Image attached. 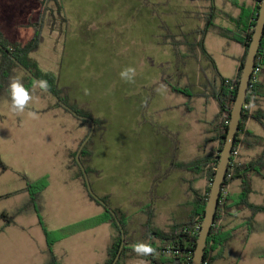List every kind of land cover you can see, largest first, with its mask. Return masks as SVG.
<instances>
[{"label":"rangeland","instance_id":"1","mask_svg":"<svg viewBox=\"0 0 264 264\" xmlns=\"http://www.w3.org/2000/svg\"><path fill=\"white\" fill-rule=\"evenodd\" d=\"M59 1L65 9L67 25L63 29L46 27L34 57L42 70L59 77V85L72 104L102 120V130L94 132L92 142L86 145L93 149L88 160L92 171L89 178L99 197L109 195L112 207L119 205L132 216L127 226L129 241L142 242V225L147 220L142 206L151 204L157 215L155 225L166 230L169 223L184 222L193 212L195 199L189 187L206 194L210 186L206 179L197 178L180 166L217 147L216 143H205L209 136L206 131L219 111L217 102L207 96L215 72L202 50L195 47L200 40L198 31L205 27L204 13L209 11V3ZM215 1L219 10L215 25L232 26L228 15L239 12L232 5L234 0ZM39 8L38 0H0L2 33L9 41L29 42L35 34L33 24L38 21ZM204 45L222 77L233 79L242 46L221 37L213 28L207 32ZM126 67L135 68L134 83L121 80L119 73ZM15 74L23 82V72L16 69ZM184 87L198 96L206 95L190 98L177 91ZM34 89L28 110L35 111L39 119L29 118L27 111L22 115L11 112L7 96L0 101V147L1 143H38V151L21 165L23 175L30 182L48 178L49 184L52 179L57 183L64 173L68 149L77 143L82 128L90 126L56 106L39 88ZM249 127L264 137L259 123L251 121ZM260 153V148L243 149L236 157L241 155L243 161H251ZM45 172L52 179L42 176ZM252 188L249 201L264 206V179L254 177ZM235 190L231 191L237 194L239 189ZM21 209L13 213L19 225L32 219H17L23 215L19 214ZM255 222L259 230L243 245L233 241L229 245L230 258L222 264H264V257L257 256L264 252V214H259ZM70 226L50 230L45 227L59 233ZM105 227H93L87 236L75 233L60 240L57 264H105L106 246L114 234L111 225ZM142 261L128 260V264Z\"/></svg>","mask_w":264,"mask_h":264},{"label":"trees","instance_id":"2","mask_svg":"<svg viewBox=\"0 0 264 264\" xmlns=\"http://www.w3.org/2000/svg\"><path fill=\"white\" fill-rule=\"evenodd\" d=\"M201 1L209 3V11L204 13L205 27L198 31L200 40L195 44V47L200 48L206 59L212 63V67L215 72V78H213V83L209 82L207 87V92L208 90L209 92L207 93V96L208 98L216 101L219 108L218 114L216 115L214 121L210 124L211 128L206 132V134L209 136L205 140V143L206 146L216 143L217 147H213L209 152H205L203 155L198 156L189 162L181 163L180 166L187 172L195 175L197 178L206 179L210 186L207 187L206 194L202 193L194 186L189 187L195 199L193 202V212L186 221L180 223L176 222L172 224L168 230L159 229L154 226V213L152 209L153 206L151 204L144 208L145 214L147 216V220L142 227L144 231V237L146 239L145 243H149L153 247L157 248L159 253L157 256L141 257L132 250V245L138 242H131L127 237V226L130 222L129 217L120 209L112 208L117 214L126 235L124 249L117 264H124L128 259L133 257L145 260L150 264L192 263L194 250L196 248L197 239L205 215L208 194L214 179L220 152L225 143V138L231 118V111L234 107V101L237 97L242 66L252 41L254 27L259 17L260 6L262 2V0H247L242 3H240L238 0L232 1V5L240 11V14L237 17L228 15V19L231 21L234 27L227 28L217 26L214 23L216 15L219 11L216 6V1ZM39 2V18L38 21L33 24L35 28L34 37L29 42L24 44L9 41L0 29V43L11 52L13 57H15L22 65L28 68L39 80H46L50 85V90L65 104L74 109L79 115L92 118L96 125L95 132L99 133L102 130V120L94 118L89 112L85 110L83 111L72 104L67 95H65L64 90L59 85V77L51 71L42 70L37 60L33 57V54L39 50L40 45L44 40L43 33L46 27L50 29H57L58 26H60L59 29H63V27L67 25L68 21L63 4L59 0H39ZM211 28L216 29L221 37L238 43L244 48V55L239 61L238 73L233 79L229 80L222 77L216 68L213 58L205 49V37ZM256 66L261 67V76H264V38L257 55ZM16 69L23 72L24 85L31 92H33L35 90L33 88L34 79L25 73L7 52L0 48V101L5 96L9 97L8 84L10 82V78L16 75ZM262 88L263 85L258 82L253 86L252 89H250V94L247 98V105L249 106V109H244V116L241 120L240 131L237 134L234 147V152H240L243 149L249 151L260 148L261 153L257 158L251 161H243L241 155L238 157H235L234 155L232 156L227 173L226 183L221 194L219 208L216 213V221L208 238L205 260L203 264H215L216 260L224 257L226 246L238 238V229H228L227 226L223 224L225 221H234L238 219L244 220L243 226L248 225V238L252 233L259 230L258 224L255 222V218L259 214H264V206L251 203L249 201V197L253 193V178L259 177L264 179V138L248 130L247 121L249 119H253L257 121L264 129V112L260 110H252V108L257 105L258 97L264 96L262 95ZM177 91L183 92L190 98L198 96L187 87ZM41 93L44 96L50 98L56 106L63 108L52 97H50L48 93L44 91H41ZM205 95L206 94H203L198 97H204ZM191 110L189 109L188 111ZM81 121L89 124L90 129L92 128L89 121ZM90 142H92V140ZM76 155L77 153H74L70 168L74 169L79 174V177L82 179L83 185L88 192L84 174L77 163ZM91 155L92 153H90L89 147L86 146L80 156L81 161L85 165L86 171L88 173L92 172L89 166H87V162ZM0 169L3 171L8 169L1 158ZM236 181L240 183V192L237 194L233 193L231 190H228V187ZM48 185V178H43L36 182L29 181L26 191L31 195L32 201L30 207L33 208L38 214L40 224L45 232L52 264H57V258L52 250L54 244L63 238H66L79 231L106 223L111 224L116 230V234L114 235L109 246L108 259L105 263L113 264L122 246V234L111 211L104 208L88 192L89 197L104 208V213L99 217H95L63 229L62 231H59V233L51 232L45 227L43 223L41 217L42 206L40 205V196L42 192L46 190ZM102 199L110 205L108 198L104 197ZM30 207L21 209L19 214L26 212V210ZM245 212L251 213V216L247 218L241 217V214ZM0 219L4 220L6 225L15 223V216L7 213H0ZM260 256L264 257V252H262Z\"/></svg>","mask_w":264,"mask_h":264},{"label":"crops","instance_id":"3","mask_svg":"<svg viewBox=\"0 0 264 264\" xmlns=\"http://www.w3.org/2000/svg\"><path fill=\"white\" fill-rule=\"evenodd\" d=\"M38 3L40 6L39 0ZM239 14L240 11L238 12V15ZM238 15L234 17H237ZM233 27L234 26L232 24V26L227 28H233ZM54 31L55 30L51 31L50 34L53 33ZM243 55H244V48L242 50V53L239 55L237 59L236 75L238 73L239 61L241 60ZM35 59L39 63V60L37 58ZM259 82L261 83V85H263L262 95H264V76L260 75ZM59 84H60V80H59ZM40 98L43 97L40 96ZM252 110L253 111L260 110L264 112V96L258 97L257 105L253 107ZM251 121H255V120L249 119L247 121V129L250 131H252L249 127V123ZM210 128L211 126L208 127V130ZM88 130L90 131L88 127H83L82 134L80 138L77 140V143H73L71 149H68V158L65 160L63 164L64 173H62V177L61 179H59L57 183L53 181L52 175L50 173L45 172L44 174H42V176L48 175L52 179V180L50 179L51 180L50 184L48 185L46 190L42 192L40 196V205L42 206L41 216L43 217L44 225L49 230L58 229L64 226H70V225L73 226L74 224L76 225L84 221L90 220L92 218L99 217L104 213V211L100 209V207H97L98 209L94 207L95 206L94 204H96L97 206L98 204L89 197L88 192L86 191L83 185V181L79 177V174L74 169L70 168L72 157L76 151L78 152L81 146L79 142L87 137L88 135L87 133H89ZM1 145L3 147L2 146L0 147V158L8 169L6 171L0 169V213H7L15 216L16 214L13 213L16 210L20 208L30 207L31 205V201H32L31 195L29 192L26 191L27 184L30 181V179L27 178L25 175H23L24 172L21 165L23 161L29 158L31 153L33 152L36 153L39 147H38V143H1ZM92 150H93L92 148L89 149L90 153H93ZM87 166H89V161L87 162ZM88 174L90 177V175H92V172ZM229 188L232 191H234L235 189H239V191L237 192L239 193L240 183L236 181L232 183L229 186ZM97 195L99 196V194ZM102 196L106 198L109 197L108 199L110 203L111 198L109 195L102 194ZM146 205L142 206L143 213ZM112 208L120 209L123 213H125L129 217V221H130L129 225L131 224L133 218L129 212L124 210V208L119 205H116ZM248 213L249 212H245V216L243 217L245 218L250 217ZM22 214H21L22 216H18L17 219L25 218L27 216H30L32 219L21 225L16 223V216H15V223L11 225H6L5 221L0 219V264H52L48 241L45 232L43 230V227L40 224V219L38 217V214L31 207L28 208L26 212ZM156 216L157 215L154 214V218ZM223 224L226 225L228 229H234V228L238 229V238L234 240V242L238 241V243L241 245H243L245 242H248L249 239L248 225L243 226L244 220H239V219L234 221L228 220L225 221ZM101 225L97 226V229L103 228V225L107 227L111 224L106 223L103 224L102 226ZM171 225L172 222L169 223L168 226L170 227ZM155 227L158 228L156 225ZM169 227L166 230H168ZM112 228L114 227L112 226ZM91 230H92L91 228L90 230L88 229L83 230L82 232L76 233L75 236L81 234H86L85 236H87V232ZM115 234H116V230L114 229V234L110 236V243H108V245L106 246L107 259H108V249ZM129 235L130 234L128 232L127 237H129ZM240 235H243V238H241ZM145 241L146 239L144 237V240L142 242ZM232 243L233 242L229 243L226 246L224 257L216 260L215 264H222V262L230 258L229 245ZM60 244H62V242H57L56 244L53 245L52 250L55 256H56V248ZM257 256L261 257L260 255ZM134 259H140V258L133 257L128 260H134ZM128 260L124 264H128ZM147 264L150 263L147 262Z\"/></svg>","mask_w":264,"mask_h":264},{"label":"water","instance_id":"4","mask_svg":"<svg viewBox=\"0 0 264 264\" xmlns=\"http://www.w3.org/2000/svg\"><path fill=\"white\" fill-rule=\"evenodd\" d=\"M263 38H264V0H262L261 2L259 17L254 27L252 41L250 43L245 61L242 66L237 97L234 101V107L231 111V118H230V122L228 126L227 135L225 138V143L220 152L217 168L214 174V179H213V182L211 184L210 191L208 194V200H207V204L205 208V215L203 218V222L201 225V229L199 232V236L197 239L196 248L194 250V256H193L191 264H203L205 260L208 238L211 233V229L214 226L215 221H216V213L219 208V203H220V198H221V194L223 191V187L226 183L227 173H228L231 159L233 156L236 137L240 131L241 120L244 116V105L247 103V98H248V95L250 94L252 74L256 67L257 55L262 45ZM0 48L4 50L5 52H7L12 57V59L21 67V69L25 73H27L31 78H33L34 80H39L28 68L22 65L15 57H13L11 52L8 51L1 43H0ZM46 93H48L49 96L52 97L57 103H59L63 108L70 111L74 116L78 117L81 120L89 121L91 123V126H92L91 131L89 135L87 136V138L81 144L77 152V155H76V160L84 174V178H85V182H86V186H87L89 194L96 201H98L104 208L111 211L116 223L118 224L120 228V231L122 234V246L120 248V251L116 259L113 262V264H117V262L121 258L124 245L126 242V235H125L124 228L122 224L120 223L119 218L117 214L115 213V211L112 209V207L109 204H107L101 197H99L93 190V187H92V184L89 178V174L86 171V167L82 163L81 158H80L82 151L84 150V148L86 147V145L88 144V142L90 141V139L92 138L95 132V127H96L95 122L90 117L79 115L74 109H72L70 106L65 104L50 89Z\"/></svg>","mask_w":264,"mask_h":264},{"label":"clouds","instance_id":"5","mask_svg":"<svg viewBox=\"0 0 264 264\" xmlns=\"http://www.w3.org/2000/svg\"><path fill=\"white\" fill-rule=\"evenodd\" d=\"M121 80L126 83H134L136 70L133 67H126L120 73ZM33 88H39L41 91L47 92L50 89V85L46 80H34ZM9 107L10 111L17 115H22L27 111V116L33 120L39 119L38 114L35 111H30L29 105L33 102V93L25 87L22 80L13 76L9 82ZM87 89L85 92L87 94ZM132 250L141 257L157 256L158 250L149 243L138 242L132 245ZM141 264H146L142 261Z\"/></svg>","mask_w":264,"mask_h":264},{"label":"built area","instance_id":"6","mask_svg":"<svg viewBox=\"0 0 264 264\" xmlns=\"http://www.w3.org/2000/svg\"><path fill=\"white\" fill-rule=\"evenodd\" d=\"M260 75H261V67L260 66H256L254 69V72L252 74V79H251V85H250V89L253 88L254 85H256L259 82L260 79ZM244 109L248 110L249 106L247 105V103L244 105ZM238 151H233V155L236 157Z\"/></svg>","mask_w":264,"mask_h":264}]
</instances>
